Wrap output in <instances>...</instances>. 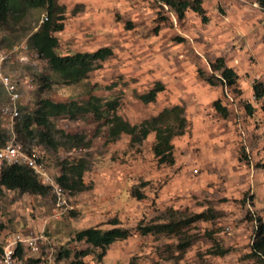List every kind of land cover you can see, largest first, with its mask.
<instances>
[{
  "label": "rangeland",
  "instance_id": "rangeland-1",
  "mask_svg": "<svg viewBox=\"0 0 264 264\" xmlns=\"http://www.w3.org/2000/svg\"><path fill=\"white\" fill-rule=\"evenodd\" d=\"M263 1L201 0L204 21L191 10L178 18L155 0H56L64 16L63 30L53 34L56 53L108 47L112 56L74 85L61 83L45 60L31 68L10 65L34 79L27 111L38 99L82 105L97 97L101 103L117 100L116 114L132 126L173 106L183 108L186 123L171 142L174 162L160 164L152 151L153 132L141 143L124 134L111 142L105 119L61 116L52 119L58 146L51 149L37 140L16 139L0 117V130L36 157L52 179L64 163L83 160L86 166L83 190L66 191L59 207L51 188L45 195L0 189V231L30 228L45 238L38 254L26 253L24 264H172L176 259L179 264H260L251 245L257 219L264 223V96L257 99L253 89L264 88ZM45 17L44 9L27 10L11 39L27 41ZM219 58L236 73L233 87L211 68ZM41 77L49 78L50 87L38 93ZM156 83L164 90L143 103L139 96ZM4 101L0 94V105ZM216 101L226 116L214 109ZM197 214L208 220L192 223L180 235L136 231L138 225ZM91 227H119L129 236L99 257L100 249L74 239ZM180 237L190 241L182 252Z\"/></svg>",
  "mask_w": 264,
  "mask_h": 264
},
{
  "label": "trees",
  "instance_id": "trees-1",
  "mask_svg": "<svg viewBox=\"0 0 264 264\" xmlns=\"http://www.w3.org/2000/svg\"><path fill=\"white\" fill-rule=\"evenodd\" d=\"M155 1L172 8L178 18H182L187 10H191L202 16L205 21L201 0ZM31 9H44L46 19L29 36L27 44L30 49L45 60L50 72L61 83L67 85L78 84L88 77L89 73L95 69L99 62L112 56V51L108 47L100 48L94 52H78L65 56L58 55L56 53L58 40L53 34L63 30L64 16L56 0H0V34L4 35L0 38L2 43L10 45L15 42L11 37H14V33L17 31L16 26L20 23L25 12ZM211 68L214 72L220 74V80L227 87L235 85L236 73L225 65L222 58L217 59L211 65ZM206 81L210 85H214L211 79H206ZM42 87H50L49 78L41 77L38 93L42 90ZM253 89L257 99L264 96V88H262L261 84H256ZM163 90V85L156 83L148 92L140 95L139 98L143 103L148 104L155 101L157 95ZM35 104L34 110L27 111L26 107L21 109V117L13 127V133L16 135V139L20 141L37 140L39 144L56 149L58 142L53 134V118L66 116L74 120L80 116L92 115L95 120L105 119L107 121L108 141L111 142L124 134L130 136L133 144L141 143L153 132L154 143L152 151L160 164H172L174 162L171 142L175 136L183 133L186 123L183 117V108L179 106L164 109L155 117L145 120L139 125L132 126L116 114L117 100L101 103L99 98L92 97L89 101L78 105L75 102L53 103L47 99H38ZM213 106L217 112L224 116L227 115V110L221 106L220 102L216 101ZM71 138L76 139L77 137L71 136ZM8 141L7 133L4 130H0V148L6 146ZM22 150H25L23 146ZM26 153L29 154L28 152ZM85 169V161L83 160L64 163L61 165L60 174L55 178V182L65 191L80 192L84 187L82 177ZM1 188L31 195H45L51 187L42 185L30 169L19 165H7L0 169ZM199 220H208V217L206 214H197L189 218H181L166 223L138 225L136 231L140 235H180L182 229ZM128 236L129 231L119 227H113L106 231L91 227L77 232L74 239L77 242L83 241L93 248L100 249L99 257H102L112 243L125 240ZM179 241L178 247L181 252L190 245V241L185 237H180ZM224 253L223 250L214 252L217 255H224ZM68 255V251L63 254L64 257H68ZM251 256L255 257L260 264H264V223L260 218L257 219V226L251 245ZM78 264L83 263L78 262ZM172 264H179L178 259Z\"/></svg>",
  "mask_w": 264,
  "mask_h": 264
},
{
  "label": "built area",
  "instance_id": "built-area-1",
  "mask_svg": "<svg viewBox=\"0 0 264 264\" xmlns=\"http://www.w3.org/2000/svg\"><path fill=\"white\" fill-rule=\"evenodd\" d=\"M40 60L43 59L29 48L27 41L10 45L0 41V94L5 96V101L0 105V117L10 124L12 133L13 124L21 117V109L26 107V95L33 91L35 83L31 75L13 72L10 65L31 68ZM3 164L19 165L30 169L42 185L51 187L57 199L56 206H60L66 191L48 176L37 162V158L22 150L21 145L17 144L13 138H10L6 146L0 148V169ZM43 241L45 238L42 234L30 228H21L19 231L8 233L0 231V264H24L26 253L38 254Z\"/></svg>",
  "mask_w": 264,
  "mask_h": 264
}]
</instances>
